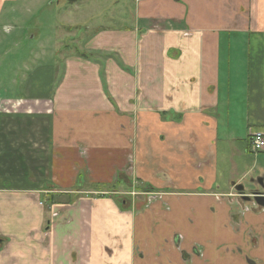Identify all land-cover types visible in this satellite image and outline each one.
I'll return each instance as SVG.
<instances>
[{"label":"crops","instance_id":"0c3cea01","mask_svg":"<svg viewBox=\"0 0 264 264\" xmlns=\"http://www.w3.org/2000/svg\"><path fill=\"white\" fill-rule=\"evenodd\" d=\"M19 1L0 0V264H264V209L229 195L264 178V0H134L128 27L53 25L71 46ZM126 167L172 193L120 208Z\"/></svg>","mask_w":264,"mask_h":264},{"label":"rangeland","instance_id":"374dc122","mask_svg":"<svg viewBox=\"0 0 264 264\" xmlns=\"http://www.w3.org/2000/svg\"><path fill=\"white\" fill-rule=\"evenodd\" d=\"M26 4L30 13H28L29 16L26 13V17H24L30 20V24H32L28 29L29 34L39 37L45 42L55 37L64 46H71V43H69V40L62 32L55 30L52 27L53 25H60L63 29L71 25L70 23H76V18H79V22L88 23L94 29L99 27L115 29L128 27L134 20V0H79L75 3H67L63 0H24V5ZM19 5L22 6V0L19 1ZM20 12L18 9L17 14H21ZM19 19H22V16ZM35 22H37V25H34ZM7 61H10L8 57L1 64L6 66ZM15 93L17 96L20 92ZM239 126L240 123H237V130ZM232 159L236 162L237 156ZM258 163H260V160ZM124 171L117 175V180L121 183H119L121 186L118 184L117 187L112 188L114 190L110 188L111 192L114 191L111 194H115L120 208L122 204L125 205L122 209L130 211L141 210L154 201L162 200L165 193H172L171 191L145 189L146 187L142 182H139L134 177L129 178L124 175L126 172L127 175L130 172L127 167ZM244 186L246 191H255L259 187L256 183L249 182H245ZM219 189L222 190L224 188ZM229 195L237 198L236 195L238 193L232 190ZM45 205L46 202H44V207Z\"/></svg>","mask_w":264,"mask_h":264},{"label":"flooded vegetation","instance_id":"af4514ba","mask_svg":"<svg viewBox=\"0 0 264 264\" xmlns=\"http://www.w3.org/2000/svg\"><path fill=\"white\" fill-rule=\"evenodd\" d=\"M256 184L259 186L258 189H256L255 191L250 190V192H246L245 188H243V186H241V185H237V186H234L232 188L235 192H237L239 194V195H236L237 196V198H236L237 202L238 203L242 202V205L244 203L243 207H244L245 210L247 208L246 211H248V210L261 211V210L264 209V207H260L259 205H257L253 201V197L254 196H252L253 193H257V194H259V196L264 198V178H260L259 180H257ZM236 187H241L240 190L242 192H240L239 190H236ZM244 197H248L250 200L249 201H245Z\"/></svg>","mask_w":264,"mask_h":264},{"label":"built area","instance_id":"2783aa9c","mask_svg":"<svg viewBox=\"0 0 264 264\" xmlns=\"http://www.w3.org/2000/svg\"><path fill=\"white\" fill-rule=\"evenodd\" d=\"M157 28L156 26L154 27ZM248 148L252 154L264 152V131L257 129L248 136ZM247 210V208H246Z\"/></svg>","mask_w":264,"mask_h":264},{"label":"water","instance_id":"95a60500","mask_svg":"<svg viewBox=\"0 0 264 264\" xmlns=\"http://www.w3.org/2000/svg\"><path fill=\"white\" fill-rule=\"evenodd\" d=\"M63 1H65V2H67V3H75V2H77V1H79V0H63ZM240 188H241V187H236V190H239L240 192H242V191L240 190ZM252 196H254V197H253V201H254L257 205H259L260 207H264V198H263V197L259 196V194H257V193H253ZM244 200H245V201H249L250 199H249L248 197H244Z\"/></svg>","mask_w":264,"mask_h":264},{"label":"trees","instance_id":"16d2710c","mask_svg":"<svg viewBox=\"0 0 264 264\" xmlns=\"http://www.w3.org/2000/svg\"><path fill=\"white\" fill-rule=\"evenodd\" d=\"M118 183H120V182H118ZM145 189H149V188L146 187ZM50 203H51V201H50V198H49V199L46 201V204H47V205H51ZM121 206H122L121 208H124L123 206H125V205L122 204Z\"/></svg>","mask_w":264,"mask_h":264}]
</instances>
